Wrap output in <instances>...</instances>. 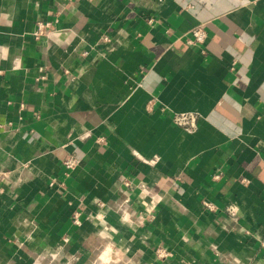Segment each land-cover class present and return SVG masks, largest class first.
<instances>
[{
    "label": "crops",
    "instance_id": "obj_1",
    "mask_svg": "<svg viewBox=\"0 0 264 264\" xmlns=\"http://www.w3.org/2000/svg\"><path fill=\"white\" fill-rule=\"evenodd\" d=\"M0 264H264V0H0Z\"/></svg>",
    "mask_w": 264,
    "mask_h": 264
},
{
    "label": "built area",
    "instance_id": "obj_2",
    "mask_svg": "<svg viewBox=\"0 0 264 264\" xmlns=\"http://www.w3.org/2000/svg\"><path fill=\"white\" fill-rule=\"evenodd\" d=\"M50 27V24L40 23L38 29L34 33L35 38L39 39L41 37L47 36L50 31ZM206 39V31L203 29V27H197L192 31L190 38L187 40V44L191 47L200 46L206 42ZM198 120V115L188 113L177 115L173 121L175 125L179 127H182L188 131H195L198 127ZM79 164V159H77L74 155H68L63 161V166L65 168L66 174L68 175L69 173L75 171L78 168ZM206 207L210 208L208 205H206ZM227 214L230 217L235 218L238 214V208L233 205L229 206L227 208ZM73 218L76 224L80 223L78 214H75ZM157 255L160 258H166L168 256L166 252L161 250L157 252Z\"/></svg>",
    "mask_w": 264,
    "mask_h": 264
}]
</instances>
